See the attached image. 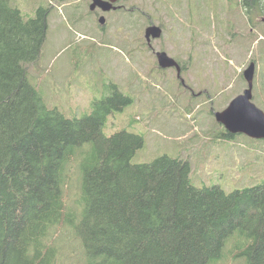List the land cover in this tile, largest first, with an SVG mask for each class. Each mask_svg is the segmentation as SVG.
<instances>
[{"label":"trees","instance_id":"obj_1","mask_svg":"<svg viewBox=\"0 0 264 264\" xmlns=\"http://www.w3.org/2000/svg\"><path fill=\"white\" fill-rule=\"evenodd\" d=\"M239 5L249 21L264 15V0ZM47 16L38 8L26 20L0 0V264H60L61 230L79 246L72 264H264V185L197 188L189 162L167 155L133 164L144 138L103 133L106 116L132 103L115 85L80 119L45 104L27 75ZM235 136L221 128L214 138ZM83 145L72 208L68 166Z\"/></svg>","mask_w":264,"mask_h":264},{"label":"rangeland","instance_id":"obj_2","mask_svg":"<svg viewBox=\"0 0 264 264\" xmlns=\"http://www.w3.org/2000/svg\"><path fill=\"white\" fill-rule=\"evenodd\" d=\"M239 2L126 0L120 1L123 10L107 15L90 12L91 0H12V6L26 20L38 8L48 11L45 42L27 77L49 108L83 118L115 85L132 103L106 116L103 133L124 130L144 138L133 164L164 155L181 158L190 164L193 186H219L231 193L264 185V140L241 134L233 140L214 138L223 128L214 113L246 89L242 73L251 62L252 102L264 113V24L260 17L249 21ZM99 15L105 17L103 25ZM149 24L162 29V36L151 41L153 52L145 46ZM157 51L182 64L180 78L192 91L179 85L175 70L157 66ZM89 152L90 145H83L68 166V207L81 199L79 162ZM55 233L61 234L55 241L60 264L77 263L73 231Z\"/></svg>","mask_w":264,"mask_h":264},{"label":"water","instance_id":"obj_3","mask_svg":"<svg viewBox=\"0 0 264 264\" xmlns=\"http://www.w3.org/2000/svg\"><path fill=\"white\" fill-rule=\"evenodd\" d=\"M121 0H92L89 9L91 11L100 9L102 12H109L115 9L114 4ZM125 1V0H123ZM104 17H100L98 23L103 25ZM264 24V15L261 17ZM144 37L147 43L157 40L162 36V29L156 25H151L144 29ZM157 64L160 69L174 68L177 77H180L181 69L174 59L165 52L156 53ZM247 87L242 94L236 96L228 106L221 112H215V121L221 125L225 131L233 135H245L251 139L264 140V113L252 102L253 82L255 75V63L251 62L242 73Z\"/></svg>","mask_w":264,"mask_h":264},{"label":"flooded vegetation","instance_id":"obj_4","mask_svg":"<svg viewBox=\"0 0 264 264\" xmlns=\"http://www.w3.org/2000/svg\"><path fill=\"white\" fill-rule=\"evenodd\" d=\"M121 1H123V0H121ZM126 1V0H125ZM91 4H92V0H91ZM90 4V5H91ZM90 5H89V7H90ZM114 7H115V9H112V10H110L109 12H102L100 9H97V10H99L100 11V14H108V13H110V12H119V11H121V10H123V6L120 4V1L119 2H117L116 4H114ZM96 10V9H95ZM95 10H93V11H95ZM89 11L90 12H92L90 9H89ZM126 12H132V9H130V10H127ZM103 15H99V18L100 17H102ZM104 17V16H103ZM99 18H98V20H99ZM105 18V17H104ZM103 18V19H104ZM151 25H154V24H149L148 26H151ZM147 26V27H148ZM158 27H160V26H158ZM161 28V27H160ZM152 41V40H151ZM151 41H150V43H147L146 42V40H145V46L149 49V50H151L152 52H153V48H152V46H151ZM157 52H164V51H157ZM157 52H154V54L156 55V53ZM172 58V57H171ZM172 59H174V58H172ZM175 60V62L179 65V67H180V69H182V64L178 61V60H176V59H174ZM157 61V60H156ZM157 63V62H156ZM157 66H158V64H157ZM170 69H173V70H175L174 68H170ZM175 72H176V70H175ZM180 75H181V73H180ZM176 76H177V74H176ZM177 79H179V85H182L184 88L186 87V88H188L190 91H192V89L188 86V85H184V82H183V80L180 78V77H177Z\"/></svg>","mask_w":264,"mask_h":264}]
</instances>
